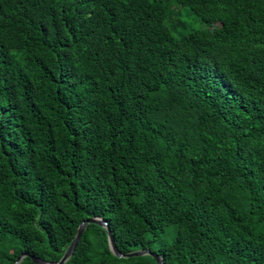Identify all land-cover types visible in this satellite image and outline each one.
I'll return each mask as SVG.
<instances>
[{
    "label": "trees",
    "instance_id": "trees-1",
    "mask_svg": "<svg viewBox=\"0 0 264 264\" xmlns=\"http://www.w3.org/2000/svg\"><path fill=\"white\" fill-rule=\"evenodd\" d=\"M91 216L122 253L264 264V0H0V264ZM61 264L158 261L88 222Z\"/></svg>",
    "mask_w": 264,
    "mask_h": 264
},
{
    "label": "water",
    "instance_id": "water-1",
    "mask_svg": "<svg viewBox=\"0 0 264 264\" xmlns=\"http://www.w3.org/2000/svg\"><path fill=\"white\" fill-rule=\"evenodd\" d=\"M88 222H97V223H100L102 225H105L108 228L109 242H110L112 250L117 255H119V256H128V255H141V254L149 253V254L153 255L157 259L158 264H165L164 261H163V258L160 256V254L157 253L156 251L151 250L150 248H140V249H137V250H134V251H131V252H127V253L120 252L118 250V248L116 247V242L114 240V236L112 234V231L110 230L108 222L106 220H104L102 217H99V216L88 217V218L84 219L80 223L75 237L73 238L71 243L68 245V247L65 250L63 256L56 263H51V262L46 261V260H44V259H42V258H40L38 256L33 255L32 257H33L34 261H36L38 264H61L62 262L67 260L69 258V256L73 253V251H74V249H75V247L77 245L78 239H79L83 229L85 228V226H86V224ZM28 254H29L28 251L20 253L18 258H17V260L14 262V264H18L20 262V260L22 259V257L24 255H28Z\"/></svg>",
    "mask_w": 264,
    "mask_h": 264
},
{
    "label": "rangeland",
    "instance_id": "rangeland-1",
    "mask_svg": "<svg viewBox=\"0 0 264 264\" xmlns=\"http://www.w3.org/2000/svg\"><path fill=\"white\" fill-rule=\"evenodd\" d=\"M191 19H193L194 25H196L197 27L204 25V23L201 20H199L194 13L191 16Z\"/></svg>",
    "mask_w": 264,
    "mask_h": 264
}]
</instances>
